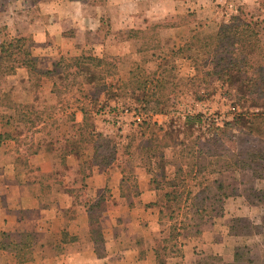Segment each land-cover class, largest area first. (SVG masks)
<instances>
[{
    "label": "rangeland",
    "instance_id": "374dc122",
    "mask_svg": "<svg viewBox=\"0 0 264 264\" xmlns=\"http://www.w3.org/2000/svg\"><path fill=\"white\" fill-rule=\"evenodd\" d=\"M53 1L59 4H67V1L81 3L91 11L101 13L104 25L109 20L106 16L110 6L107 0H0V40L13 37L9 31L12 26H17V29L18 26L23 27L24 36L31 39L28 24L35 20L46 21L45 11ZM136 1L131 7L137 10L164 6L181 13L152 20L146 34L134 32L133 36H139V39L126 54L106 55L105 61L110 64L104 66V86L91 89L84 81L81 82V77L74 83L71 77L65 79L58 71L52 76L55 93L49 95L50 79L41 77L39 73L43 71L38 69L31 76L28 86L22 84L30 90L29 95H21L23 101L32 100L23 104L25 106L19 117H32L31 111L36 110L47 125L44 131L67 130L69 135L77 134L76 140L69 145L88 150L87 156L81 157L82 167L77 172L80 183L92 173L96 163H102L100 160L108 157V164L102 166L114 164L121 168L127 177L123 185L126 188L128 182L132 185L127 188L131 194L137 191L135 168L141 169L152 189L157 188L156 205L162 211L159 240L169 236L171 223L179 229L176 230L177 236L167 244L168 249L161 252L181 256V245L186 244L192 249L191 259H182L178 264H264V101L243 99L233 85L240 80V75L236 73L231 74L228 80L211 75L201 83L196 82L208 70L211 71L213 50L212 47L199 45L193 37L196 31L211 32L221 23L238 18L256 22L264 38V0ZM171 21L180 26L175 32L165 35L157 32L159 24ZM126 34L129 35L123 32L117 35L120 38ZM136 78L146 81L148 91L155 92L164 101L162 113L145 118L150 121L147 127L142 123L144 118L138 114L139 105L134 99L138 93L133 89L137 85L134 84ZM160 81L162 85L157 87ZM12 83L2 79L0 93L5 91L15 97L17 94ZM80 103L89 109L93 129L104 137H110L109 147L98 148V155L93 160L92 143L77 141L79 132L69 120L71 109L80 106ZM196 113L202 114V122L186 127L183 123L185 115ZM244 113L252 125L238 120ZM252 115L259 116L252 119ZM63 119L67 120V124L57 125ZM235 120L238 123L232 129V140L227 143L229 150L224 158H219L217 162L209 156V152L202 163L210 173L209 185L205 186L203 173H200V184L193 185L194 179L190 182L191 193L184 192L181 198H175L173 194L165 195L173 190L168 179L175 176L170 174L173 167L169 166V161L183 153L180 141L194 137H200L202 141L218 131L225 121ZM89 130H83L85 135ZM91 138L98 139L95 136ZM217 164L224 167L222 173L217 171ZM201 169L203 171L204 167ZM182 176L180 172L175 180L181 181ZM214 178L222 183L223 191L229 196L223 198L222 208L196 212L194 203L205 199L207 203L214 201L213 193L217 191L216 182L212 181ZM84 185L76 189L77 194L86 193ZM176 190L181 191V186L177 185ZM111 196L110 190L104 189L94 199L109 200ZM177 201H180V206ZM171 215L174 219H170ZM209 226L208 233L203 234ZM208 241L212 244L209 248Z\"/></svg>",
    "mask_w": 264,
    "mask_h": 264
},
{
    "label": "crops",
    "instance_id": "0c3cea01",
    "mask_svg": "<svg viewBox=\"0 0 264 264\" xmlns=\"http://www.w3.org/2000/svg\"><path fill=\"white\" fill-rule=\"evenodd\" d=\"M136 2L107 0L109 20L104 25L101 13L81 3L53 1L45 11L46 21L28 24L36 70L51 71L43 76L50 79L49 95L55 93L52 76L58 73L52 70L61 56H76L87 50L98 57L126 54L139 36L131 33L119 38L118 33L132 29L146 34L152 20L181 13L164 6L137 10L131 7ZM179 27H161L157 32L165 35ZM9 31L13 37L24 35L23 27L12 26ZM8 80L15 85L14 101L31 102L21 97L30 94L22 85L28 86L30 81L26 68H16L14 74L5 77ZM71 111L75 116L69 120L77 127L83 122V113L79 106ZM9 114L10 110L0 105V135H8L0 139V243L4 233L14 244L0 246V264H178L191 259L192 249L186 244L180 246L181 256L162 250L156 193L141 169L135 168L137 191L131 194L127 188L132 185H123L127 177L114 164L95 165L80 183L77 172L88 150L69 145L76 140V133L44 131L47 125L43 120L32 126L28 122L31 117L15 120ZM66 124V119L57 123ZM82 184L86 193L80 195L76 189ZM104 189L110 190L111 199H94ZM209 230L210 226L203 234ZM24 240L30 245L21 249ZM211 245L208 241L207 248Z\"/></svg>",
    "mask_w": 264,
    "mask_h": 264
},
{
    "label": "trees",
    "instance_id": "16d2710c",
    "mask_svg": "<svg viewBox=\"0 0 264 264\" xmlns=\"http://www.w3.org/2000/svg\"><path fill=\"white\" fill-rule=\"evenodd\" d=\"M178 23H163L159 24V28L174 26ZM129 35L134 32V30L126 31ZM131 36V35H130ZM195 41L201 46L212 47L213 52L211 53V63L212 69L211 71H207L201 80L196 82L201 83L203 80L207 79V77L211 75H216L228 80L230 79L231 74H239L240 80L237 84H233L235 89L241 94V97L245 100L250 101H264V38L262 36L261 30L256 22L253 21H243L238 18H232L228 22L221 23L217 29L211 32H203L196 31L193 34ZM32 39L25 37L24 35H19L15 37H8L0 42V83L2 79H5L7 75L14 74L16 68L24 67L28 71L29 79L31 76L37 72L36 64L37 58L32 54L31 50ZM106 55L101 57L95 56L92 53L87 51H83L81 54L76 56H61L59 60L55 63L52 72L58 73L60 71L63 77L69 78L74 81H77L79 77L83 80L81 82H85L89 88H98L99 86H104V66H108L110 63H107ZM98 69L97 72L95 69ZM51 71H43L40 74L41 77L47 76ZM110 73V72H109ZM134 77V76H133ZM132 78V77H131ZM130 78V80H131ZM142 80V81H141ZM138 80L136 78L133 89L138 93L134 98L136 103L139 105L138 114L141 115L143 122L146 127L150 125V121H146L145 118L151 117L155 114H160L163 111L164 101L161 96L157 95L155 92L148 91L146 87V81L143 79ZM158 80V79H157ZM193 80V79H192ZM158 82V81H156ZM194 83L192 82V85ZM162 82L157 83V87H160ZM199 85V84H198ZM98 86V87H97ZM101 89V88H100ZM1 91V89H0ZM93 91V90H92ZM96 91V90H94ZM197 92V91H196ZM88 97V96H86ZM94 101V100H93ZM0 105L7 107L12 111L9 114V118H13L15 120H20L19 112L23 111L25 105L17 103L11 97V94L3 91L0 93ZM79 110L83 113V122L77 125V131L79 132V141H87L92 143V156L93 160L98 155V148L105 147L108 148L110 145V137H104L102 133L96 132L93 129V123L91 120V113L89 109H87L83 103L79 106ZM33 113L32 117L28 120L30 125L39 120H41L39 116V112L36 110L31 111ZM75 113L71 112L70 117L74 118ZM245 113L241 120V123L249 122ZM259 115H252L253 118H257ZM238 120L235 121H225L223 126L217 129L211 137L205 138L201 141L200 137L189 138L187 141H180L183 143V153H181L174 160L169 161V166L173 167L170 171V174L175 176L174 178L169 177L170 185L172 186V191H167L165 195L169 196L173 194L175 198H181L184 194L191 193V185L190 182L194 179L193 185L200 184V173H203L205 180V186L209 185L210 181V173L209 170L206 169L204 165H202L204 159L207 157V153H209L211 157H214L216 161H219V158H224V154L229 150V143L232 139V129L235 124L238 123ZM202 122V114L196 113L194 115H185L184 117V125L186 127H191V124L196 122ZM252 125V122H249ZM153 125L155 123H152ZM75 126V125H74ZM92 127V128H91ZM86 129H90L87 132V135L83 132ZM91 134H95V138L92 139ZM8 136L7 134H1L0 139L2 137ZM87 136V137H86ZM97 140V141H96ZM197 150V151H196ZM202 157L203 159H200ZM108 157H103L100 161L102 163H96L99 166L103 164H108ZM162 158V156H160ZM187 169H183V165ZM180 162V163H179ZM82 167V165H81ZM204 167L202 171L201 168ZM223 166L221 164H217V171L219 173L223 172ZM91 170V168H88ZM166 169H163L164 172ZM182 172L183 176L181 181L175 180L177 179V175ZM166 174V173H165ZM213 182H216L217 191L213 193V202L202 201L201 203H194L196 212H206L207 210L213 211L214 208H222L223 198L229 196V193H225L223 191L222 183L214 178ZM203 182H201L202 184ZM207 184V185H206ZM177 185L181 186V191L176 190ZM189 186V187H188ZM157 188L155 189V191ZM72 191L69 189V192ZM205 202V203H203ZM178 206H180V201L176 202ZM155 204L157 202L155 201ZM216 204V205H215ZM203 212L201 214H203ZM162 214V211L159 210V215ZM170 219H174L173 215L170 216ZM187 225V224H186ZM176 224L170 225V233L168 237L161 239L164 244L162 250H167V244H169L175 236H177L178 227L176 228ZM173 232V233H172ZM199 233V230L196 231ZM175 233V234H174ZM3 234V242L0 243L2 247H9L13 245V241L11 238ZM30 237V235H28ZM24 239V238H23ZM23 241V240H21ZM30 245L29 241L24 240L22 245L24 249ZM173 245L170 246V249ZM169 249V250H170ZM27 253V251H25ZM23 251V254L26 255ZM158 258V251H157Z\"/></svg>",
    "mask_w": 264,
    "mask_h": 264
},
{
    "label": "built area",
    "instance_id": "2783aa9c",
    "mask_svg": "<svg viewBox=\"0 0 264 264\" xmlns=\"http://www.w3.org/2000/svg\"><path fill=\"white\" fill-rule=\"evenodd\" d=\"M154 116V115H153Z\"/></svg>",
    "mask_w": 264,
    "mask_h": 264
}]
</instances>
